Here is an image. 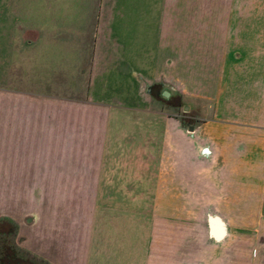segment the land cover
<instances>
[{
    "label": "crops",
    "instance_id": "1",
    "mask_svg": "<svg viewBox=\"0 0 264 264\" xmlns=\"http://www.w3.org/2000/svg\"><path fill=\"white\" fill-rule=\"evenodd\" d=\"M239 5L0 0V216L40 264H264V0L205 30Z\"/></svg>",
    "mask_w": 264,
    "mask_h": 264
},
{
    "label": "rangeland",
    "instance_id": "2",
    "mask_svg": "<svg viewBox=\"0 0 264 264\" xmlns=\"http://www.w3.org/2000/svg\"><path fill=\"white\" fill-rule=\"evenodd\" d=\"M48 1H52V0H48ZM245 1L246 0H240V5L234 8V19H236L235 21L237 22L233 24L231 23L220 24V23L212 22L210 17H212V12L215 11V8H211V12L209 10V16H210L209 21L206 23L205 30L209 32H215V31L219 32L225 30L227 31V29L228 30L234 29L235 26H237V28L240 29V31H246L247 23L243 21V19H245L247 16V7L242 5L243 3H245ZM214 15L215 14L213 13V17H212L213 20L215 18ZM240 18L242 19V21H239ZM190 41L193 51H195L194 50L195 48H201L203 46H207V50H211L210 48L214 46L219 48L217 45H219L220 43V40L208 39V38L207 39L192 38V40ZM225 41H227L226 43L227 46H231V39ZM191 57H192L191 62H189V68L190 69L192 68L191 70L207 69V68L214 70V67H212V65L217 63L215 59L220 56L213 54H192ZM227 57L231 58L232 56H227ZM242 60L241 62L246 61V55L242 58ZM151 102H152V107L161 106L165 111L175 113L179 117L185 118L187 114L185 113V111L188 109L185 108L186 103L184 102L183 98H169L168 100L166 101L162 100L161 102L153 98L151 99ZM4 185L5 184H1L0 187L1 191L5 189ZM49 185H50L49 190L55 189L54 183H50ZM49 202H52L50 206L51 205L55 206V200L49 198ZM35 212L37 213L39 219V217H41V213L39 216L40 211L35 210ZM50 215L54 217L55 214L53 213ZM26 216L28 215H21V218L25 219ZM0 218H1L0 219V264H21L22 258L33 259L37 263L43 262V260L39 256H37L39 255L38 253H35L31 250L29 251L27 248L23 246V239L22 237H20V232L18 233L19 223H20L19 220H16L15 218L10 220V217L7 215H2L0 216ZM36 224L39 225V221L36 222ZM49 225L53 227L51 223H49Z\"/></svg>",
    "mask_w": 264,
    "mask_h": 264
},
{
    "label": "flooded vegetation",
    "instance_id": "3",
    "mask_svg": "<svg viewBox=\"0 0 264 264\" xmlns=\"http://www.w3.org/2000/svg\"><path fill=\"white\" fill-rule=\"evenodd\" d=\"M21 264H40V263H37L36 261L32 260V259H28V258H25V259H21Z\"/></svg>",
    "mask_w": 264,
    "mask_h": 264
},
{
    "label": "water",
    "instance_id": "4",
    "mask_svg": "<svg viewBox=\"0 0 264 264\" xmlns=\"http://www.w3.org/2000/svg\"><path fill=\"white\" fill-rule=\"evenodd\" d=\"M163 94H164L165 96H167V95L169 94V91H168V90H164V91H163Z\"/></svg>",
    "mask_w": 264,
    "mask_h": 264
}]
</instances>
